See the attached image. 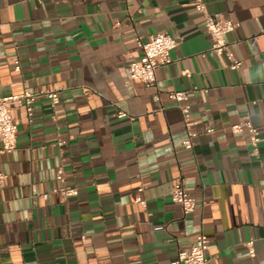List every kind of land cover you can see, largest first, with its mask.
I'll return each mask as SVG.
<instances>
[{
  "label": "crops",
  "instance_id": "obj_1",
  "mask_svg": "<svg viewBox=\"0 0 264 264\" xmlns=\"http://www.w3.org/2000/svg\"><path fill=\"white\" fill-rule=\"evenodd\" d=\"M194 1L0 0V95L38 94L32 119L10 106L18 146L0 154L1 264H171L201 232L210 264H264V0H205L237 24L226 39L239 69L208 52ZM162 32L179 44L147 86L130 63L139 36ZM173 91L189 95L192 149ZM244 116L259 154L231 129ZM60 169L78 196L54 192ZM180 180L191 214L172 199Z\"/></svg>",
  "mask_w": 264,
  "mask_h": 264
},
{
  "label": "built area",
  "instance_id": "obj_2",
  "mask_svg": "<svg viewBox=\"0 0 264 264\" xmlns=\"http://www.w3.org/2000/svg\"><path fill=\"white\" fill-rule=\"evenodd\" d=\"M194 5L200 12L205 14L207 31L211 34L213 43L208 51L211 55L224 54L229 60V67L232 69L241 68L243 62L236 58L231 49L226 35L234 31L237 24L223 16L222 14H212L208 12L205 0H195ZM138 45L143 50V56L140 61H132L130 63V75L133 79L144 82L147 86H157V71L161 66L167 65L172 62L171 53L177 48L179 40L176 36L162 32L153 35L147 39L143 36L137 38ZM17 68H20L18 64ZM48 97L52 100L53 104L59 102V92H47ZM38 94L27 91L18 95L2 96L0 95V154L10 153L18 146V121L13 117L10 106L12 104H19L25 106L30 119L34 115L33 104ZM170 98L178 102L180 109L183 113V118L187 126L188 136L183 141L188 149L194 147V138L197 132L191 125V107L187 103L189 99L188 92L186 91H173L169 94ZM159 98V95L157 96ZM128 113L125 111L119 112V117H127ZM231 129L234 133H242L247 131L255 154H259V129L255 126L250 116H244L241 120L232 125ZM208 132H213L214 128H208ZM58 181L61 185L55 188V193H60L65 197H76L79 195L77 187L69 186L67 184L66 174L63 169H60L57 175ZM6 184V174L0 171V189ZM142 190V188L140 189ZM48 194H44L45 199ZM172 199L182 206L183 212L191 214L196 209V200L186 190L182 180L177 182L172 192ZM137 201L145 205L146 200L141 197ZM163 226H158L156 230L163 229ZM209 237L201 232L196 239L195 244L190 250H181L178 256L171 262V264H210L208 249ZM250 253L255 256L254 242L249 243ZM1 264V262H0Z\"/></svg>",
  "mask_w": 264,
  "mask_h": 264
}]
</instances>
